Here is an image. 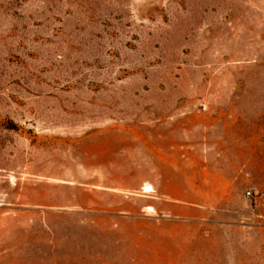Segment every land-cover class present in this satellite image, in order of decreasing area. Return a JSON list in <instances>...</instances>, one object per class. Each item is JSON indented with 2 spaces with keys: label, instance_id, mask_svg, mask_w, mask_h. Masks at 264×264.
Returning a JSON list of instances; mask_svg holds the SVG:
<instances>
[{
  "label": "rangeland",
  "instance_id": "obj_1",
  "mask_svg": "<svg viewBox=\"0 0 264 264\" xmlns=\"http://www.w3.org/2000/svg\"><path fill=\"white\" fill-rule=\"evenodd\" d=\"M0 264H264V0H0Z\"/></svg>",
  "mask_w": 264,
  "mask_h": 264
},
{
  "label": "bare ground",
  "instance_id": "obj_2",
  "mask_svg": "<svg viewBox=\"0 0 264 264\" xmlns=\"http://www.w3.org/2000/svg\"><path fill=\"white\" fill-rule=\"evenodd\" d=\"M145 189L148 190V191H152V188L149 187V186H147Z\"/></svg>",
  "mask_w": 264,
  "mask_h": 264
},
{
  "label": "built area",
  "instance_id": "obj_3",
  "mask_svg": "<svg viewBox=\"0 0 264 264\" xmlns=\"http://www.w3.org/2000/svg\"><path fill=\"white\" fill-rule=\"evenodd\" d=\"M247 194H248V195H250V194H251V192H248Z\"/></svg>",
  "mask_w": 264,
  "mask_h": 264
},
{
  "label": "crops",
  "instance_id": "obj_4",
  "mask_svg": "<svg viewBox=\"0 0 264 264\" xmlns=\"http://www.w3.org/2000/svg\"><path fill=\"white\" fill-rule=\"evenodd\" d=\"M150 198H153V197H151V196H149ZM152 206H150L149 208H151Z\"/></svg>",
  "mask_w": 264,
  "mask_h": 264
}]
</instances>
